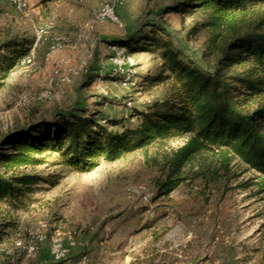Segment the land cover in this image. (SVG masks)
<instances>
[{
  "label": "rangeland",
  "instance_id": "1",
  "mask_svg": "<svg viewBox=\"0 0 264 264\" xmlns=\"http://www.w3.org/2000/svg\"><path fill=\"white\" fill-rule=\"evenodd\" d=\"M102 1L82 20H74L71 32L76 34L65 39L54 32L51 16L31 11L29 0L26 13L0 0V43L31 40L34 56L30 66L19 62L0 88V141L29 124L82 111L96 115L105 126V119L136 126L130 115L165 97L164 85L146 81L159 73L162 61L159 55L129 52L135 65L127 69L128 76L115 75V80L110 78L115 66L109 42L137 31L150 33L151 25L168 33L184 62L214 71L215 58L205 56L207 33L188 34L203 20L202 13L163 15L177 0H126L116 9L119 24L105 21L87 27ZM33 26L49 27L37 43ZM55 39L62 44L58 51L51 50ZM63 76L70 82L59 81ZM45 91L51 93L49 100L40 98ZM255 105L249 103L248 109ZM184 142L154 143L149 155L161 160L164 151ZM48 160L17 170L42 180L25 205L11 212L13 228L2 229L8 217L0 214V264H78L82 259L87 264H264V176L237 157L224 169L212 153L193 156L183 167L186 180L162 197H157L156 187L160 170L140 151L114 163L101 161L84 174ZM41 224L46 239L29 252L31 235ZM57 239L68 250L61 261L51 255Z\"/></svg>",
  "mask_w": 264,
  "mask_h": 264
},
{
  "label": "trees",
  "instance_id": "2",
  "mask_svg": "<svg viewBox=\"0 0 264 264\" xmlns=\"http://www.w3.org/2000/svg\"><path fill=\"white\" fill-rule=\"evenodd\" d=\"M196 13H202L203 20L188 34L207 33L204 50L206 57L215 58L212 72L184 62L168 33L155 25L149 26L150 33L137 31L109 42L131 54L159 55L162 61L159 73L146 81L164 85L165 97L145 111H134L130 118L137 119L136 126L110 119L104 120L105 126L96 115L82 111L29 124L0 141V214L8 217L2 229L15 226L11 212L25 205L42 180L17 170L45 165L49 158L84 174L101 161L114 163L140 151L160 170L157 197L176 190L186 180L183 167L203 152L217 156L224 169L237 157L264 176V0H177L162 10L163 15ZM32 46L27 39L0 43V88ZM251 102L256 105L249 110ZM183 138V145L164 151L161 160L149 155L152 144Z\"/></svg>",
  "mask_w": 264,
  "mask_h": 264
},
{
  "label": "built area",
  "instance_id": "3",
  "mask_svg": "<svg viewBox=\"0 0 264 264\" xmlns=\"http://www.w3.org/2000/svg\"><path fill=\"white\" fill-rule=\"evenodd\" d=\"M9 3L17 12L26 13L28 9L27 0H5ZM126 4V0H103L101 7L94 12L91 20L87 23V27L91 28L94 24L103 23L105 21H110L114 24H119L118 17L116 15V9L123 7ZM49 27L42 26H33V32L35 35L36 43L39 42L44 35L48 33ZM62 48V44L59 42V39H55L53 45L51 46V50L58 51ZM111 49L114 51L113 54V62H114V75L118 76H128L127 69L132 68L135 65L134 59L131 54H129L128 50L123 47L113 46ZM51 56V52H47L45 55V59L49 60ZM34 62L33 52H30L28 55L24 56L19 66H30ZM83 64V63H82ZM81 64V65H82ZM59 81L62 83H69L70 77L63 76L59 78ZM40 98L42 100H49L51 98L50 91H45L41 94ZM136 194H139L138 191H133ZM144 200H147L144 197ZM45 225L41 224L33 234L31 235V245L28 248L29 252H34L36 249V245L38 243L43 242L46 239V235L44 234ZM67 240L72 243V237L68 234ZM68 254V250L65 249L60 243L59 240H53V247L51 250V255L54 260L61 261ZM78 264H87L85 259H82Z\"/></svg>",
  "mask_w": 264,
  "mask_h": 264
},
{
  "label": "crops",
  "instance_id": "4",
  "mask_svg": "<svg viewBox=\"0 0 264 264\" xmlns=\"http://www.w3.org/2000/svg\"><path fill=\"white\" fill-rule=\"evenodd\" d=\"M100 1L101 0H29V3L33 8L31 10L33 13H40L45 17L47 15L51 16L48 20L53 22L52 24L54 25V32L56 34L64 36L65 39H70L76 34L71 32L74 20H82Z\"/></svg>",
  "mask_w": 264,
  "mask_h": 264
}]
</instances>
